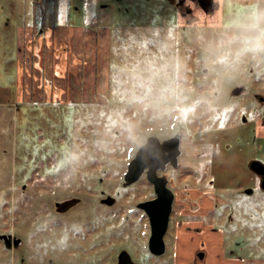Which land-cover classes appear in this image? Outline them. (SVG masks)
<instances>
[{"label": "rangeland", "instance_id": "374dc122", "mask_svg": "<svg viewBox=\"0 0 264 264\" xmlns=\"http://www.w3.org/2000/svg\"><path fill=\"white\" fill-rule=\"evenodd\" d=\"M213 2L205 10L199 0H0V264H116L125 252L134 264H194L199 250L204 264H264V191L248 168L264 163V0ZM63 23L78 29L74 76L64 71L73 99L14 98L19 54L24 66L49 70L67 51L53 48L48 29ZM42 78L44 92L64 81ZM180 133L185 164H197L181 169L175 206L192 191L211 206L210 157L218 237L181 238L176 263L175 226L164 254L152 253L138 206L150 184L143 176L129 185L125 174L150 137ZM3 236L21 242L9 248Z\"/></svg>", "mask_w": 264, "mask_h": 264}, {"label": "crops", "instance_id": "0c3cea01", "mask_svg": "<svg viewBox=\"0 0 264 264\" xmlns=\"http://www.w3.org/2000/svg\"><path fill=\"white\" fill-rule=\"evenodd\" d=\"M53 27V28H52ZM50 29L53 31V39H52V44H53V48L55 46L59 47H66V51L67 53L65 55H63L60 58H54L51 63L49 64V70L46 69V72L42 69V67L36 69L37 66H35V68L33 69V67L31 65H26L24 66L21 60V54H19L18 56V63L17 65H15V71L18 76L17 80L14 81V87L12 89V92H14L15 90V83L20 80L22 81L21 83H19L21 85L20 89L18 90V88H16L14 93H18L17 97H14L16 99L18 98H25L26 96L32 97L33 101L37 100L38 98L41 100L40 97L36 96L37 92L41 95L45 94H53V93H57L60 94L61 97L63 99H65L64 101H67L68 99H73V94H71L69 91V83L68 81H65L64 79L67 77L66 74H73L74 76V69L76 68L75 62H74V58L77 55H74V51H73V44L70 47V42H71V37H72V33H74L75 30V25H71V24H54ZM51 40V39H50ZM80 45V44H79ZM81 46V45H80ZM52 48V49H53ZM45 50V49H44ZM33 52V51H32ZM53 54H55V52H53ZM79 57V55L77 56ZM97 58L98 61V55L94 56V60ZM84 61V59H82ZM83 65H85V62H80ZM47 64H45L43 67H46ZM79 66V65H78ZM30 68V71L33 74H30L29 76H27V68ZM80 67L82 68L83 66L80 65ZM79 67V68H80ZM40 69L42 70V72H44V76L47 75V73L49 72V78L54 77L55 75H57V78H61V80H64L63 82H61V86H59V88L55 87L54 85H49L48 87V92H44L42 91L43 87H42V73H40ZM57 69V71H56ZM55 70V72H54ZM18 71V72H17ZM38 71V72H36ZM66 74H65V72ZM1 72L3 73V71L1 70ZM0 72V75H1ZM64 74L66 76H64ZM80 75V73H79ZM84 75H80V78H83ZM84 80V79H81ZM50 82L53 84L54 79H51ZM66 85V86H65ZM18 87V86H17ZM47 93V94H46ZM38 94V95H39ZM7 95H8V99H9V92H8V88H7ZM14 96V94H13ZM36 103V102H35ZM261 122V121H260ZM214 206H199L198 209H196L194 212H190V209L188 206H184L183 210L181 211L182 206H179L180 208V212H179V219L176 220L175 222V228H174V233H173V241L175 242L174 244V259L176 263H181V250L179 248L180 245V241L181 238H184L186 236L189 235H193V234H197L196 236L201 237L202 238V243H205L207 241H212V237L213 236H217L218 235V230H214V224H216L218 222L217 219H211L209 217L210 213L212 212ZM189 215H196V218L193 217H188ZM207 215V218H205V216ZM181 216H185V218H182L181 221ZM200 231V232H197ZM171 234V233H170ZM218 237V236H217ZM215 237V240L216 238ZM199 247H201V243H199ZM197 247H195L191 252L194 253L197 250ZM226 264H234V262L229 261L226 259L225 261ZM194 264H196V262H194Z\"/></svg>", "mask_w": 264, "mask_h": 264}, {"label": "water", "instance_id": "95a60500", "mask_svg": "<svg viewBox=\"0 0 264 264\" xmlns=\"http://www.w3.org/2000/svg\"><path fill=\"white\" fill-rule=\"evenodd\" d=\"M204 9L208 10L213 6V0L201 1ZM242 89L236 91L239 94ZM169 154L173 161H177L180 154V138L175 137L164 143L157 137H150L146 144H144L137 152L135 158L130 162L127 173L125 174V181L127 184L137 182L148 168V179L155 185L157 198L150 202L141 204V208L145 210L149 216L151 223V238L149 247L155 255H162L166 250L164 237L169 226V218L172 211L173 192L166 186V179L157 176L156 170L159 167H164L166 159L164 157ZM252 169L258 174H264V164L259 161H253ZM264 190V182L262 184ZM5 244L9 247H17L20 240L12 236H3ZM198 259L203 261L205 253L201 252L197 255ZM132 264H134L132 262Z\"/></svg>", "mask_w": 264, "mask_h": 264}, {"label": "flooded vegetation", "instance_id": "af4514ba", "mask_svg": "<svg viewBox=\"0 0 264 264\" xmlns=\"http://www.w3.org/2000/svg\"><path fill=\"white\" fill-rule=\"evenodd\" d=\"M199 1L201 3L202 7L204 8V6H203V4L201 2L202 0H199ZM213 4H214V2H213ZM182 136H183V134L180 133L179 136L178 135L177 136H173V137H171L169 139L161 141L162 143H164V142L169 141V140H171V139H173L175 137H179L180 138V154L177 157V161L176 162H174L172 157L169 154H167L164 157V159H166V161H167L166 163H164V167H159L156 170V173H157L158 177L166 179V186H167V188L169 190H171L173 192V195H174L173 203H172V211H171L170 218H169L168 230H169L170 224H172V226H175L176 220L179 219V215L178 214L180 212V208H179V206H175V204L178 201V199H180V196L178 195V193H177L175 188H177L178 184L181 186V169L184 168V166L187 167V168H191V167H193L194 163L197 164V161L194 160V158H192V156H188L189 162H187L185 164V161L183 159L185 156L183 155V151L181 150V144H182L183 139H184V136L183 137ZM253 161L261 162L260 160H257V158H255ZM253 161H251L249 163L248 168L251 170V172L255 176V179H256L255 184L257 183L258 188L263 190L261 186H262V184L264 182V174L260 175V174H258L256 171H254L252 169ZM207 162L208 163H206L204 165V166L208 167V174H209V176H208V178L206 180V187L212 189V191H215V195L213 197V201H212V204H211V206H214V207H213L212 212L210 213L209 217L213 216L214 218H212V219H216V214L217 213H215V212H216V206H217V202H218V199L216 197V190H218L219 187L215 184V181H214V179L212 177V172L213 171H212V161H211L210 157L207 160ZM191 163H192V166H191ZM261 163H263V162H261ZM201 164H203V162H201ZM148 172H149V169L147 168L145 170V172L143 173L142 177L144 176L148 180V182L150 184V190H151V193H152V197H150L149 199L145 200L144 202L138 204V206H140V207H141V204H143L145 202L153 201V200H155L157 198V192H156V189H155V185L148 179ZM177 172L178 173L180 172V175H179L180 178L175 180L173 174H176ZM191 185H193V184H189V186H191ZM240 188L244 189L243 187H240ZM245 190H246L247 194H251V195L254 192L253 189H244V191ZM195 194H197V193L192 191V192L183 193V196H182V193H181V197L184 199V204L189 207L191 213L194 212L196 209H198L199 206H201V204L198 205L194 201V197H192V196H195ZM101 203L105 204V205H113V204H115V201L112 198H107V199H102ZM60 204L61 203H56V208L60 212H66L69 209H71V207H72V206H68L67 204H65V205H60ZM183 207L184 206H182L181 211L183 210ZM141 209L144 210L143 208H141ZM146 215H147V213H146ZM147 217H148V221L150 223L149 216L147 215ZM183 217L185 218V216H181V221H182ZM188 217L196 218V215H189ZM205 218H207V215L205 216ZM150 225H151V223H150ZM172 226H171V229H172ZM168 230H167V233H168ZM198 232H200V231H198ZM167 233H166V235H167ZM201 252L205 253L204 250H199V251L196 252V255H198ZM204 261L205 260H203V261L199 260L198 257H197L195 262H196V264H204ZM132 262H133L132 258L125 252L124 254H122V256L119 259H117L116 264H132Z\"/></svg>", "mask_w": 264, "mask_h": 264}]
</instances>
